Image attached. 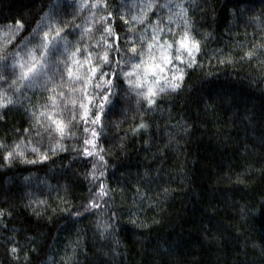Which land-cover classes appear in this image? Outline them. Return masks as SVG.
<instances>
[{"label": "trees", "instance_id": "16d2710c", "mask_svg": "<svg viewBox=\"0 0 264 264\" xmlns=\"http://www.w3.org/2000/svg\"><path fill=\"white\" fill-rule=\"evenodd\" d=\"M87 2L0 0V99L12 101L0 108V264H264V0H159L168 6L150 11L147 0ZM145 12L144 24L131 20ZM157 24L172 29L161 34L169 42L188 30L200 51L188 67L170 50L185 62L166 74L178 67L183 80L149 106L124 73ZM52 29L63 39L45 55ZM102 37L112 84L97 88V73L88 86L92 125L68 103L83 86L68 70L77 48L102 64ZM33 55L43 75L29 83L19 65Z\"/></svg>", "mask_w": 264, "mask_h": 264}, {"label": "snow or ice", "instance_id": "6c2138e0", "mask_svg": "<svg viewBox=\"0 0 264 264\" xmlns=\"http://www.w3.org/2000/svg\"><path fill=\"white\" fill-rule=\"evenodd\" d=\"M171 3V0H169ZM167 7V4L159 5V0H147L145 3V9L152 10L154 7ZM82 8L89 7V3L85 0V3L81 5ZM91 8L100 9L106 7V0H92L90 4ZM182 8V5L180 6ZM95 15V13H93ZM178 16L183 19L184 13H178ZM147 19V13L145 12L141 16H132L131 20L135 21L139 24H144ZM101 20L107 21L108 17H101ZM129 21H125L128 23ZM171 17H169V23H172ZM187 23L186 21H184ZM162 23V22H161ZM131 30V29H130ZM172 32L171 28L165 29L164 27H160L159 24L152 26V35L147 38V41L144 42V48L138 49L135 46L130 48L131 56L129 60L131 61L129 67L133 70L128 71L125 74L127 77H137L135 81L129 80V84L135 88H146V91L142 93H138L142 95L143 99L147 101L149 106L155 104V97L159 95V93H163L167 90L176 91L180 87V81L183 80V70L180 68H175V71L172 73L171 78L167 76V72L171 69L170 65L173 64V60L181 61L184 63L185 61L181 59V55L172 56L171 49L176 47V51L178 53L186 52L189 60L187 61L188 67H192L195 64V53L200 51L199 42L195 40L193 36L190 35L188 30H183V34L180 35L179 39L175 38V35L172 38V41L164 40L162 38V33L165 31ZM88 31H91L89 28ZM102 32L106 33L108 37H114V42L119 40V37L116 36L115 30L108 25L101 29ZM147 31V30H146ZM52 33L45 32L44 40L46 43L43 45L45 55L52 53L57 50V45L60 40L63 39L61 36V30L52 29ZM105 44L108 47L105 49L104 54L99 56V60L101 63H93V54L89 52L87 55L83 57V59H77V53L81 51V49L77 48L76 52L72 53V63L75 65V68H69L68 76L73 81H81L82 87L79 89H73V91H80L82 94V99L79 102L75 99H69L68 103H70L73 107H78L81 110L80 119L85 123H90L92 125H96L100 122V115L92 112V108L96 107V97L89 95L88 86L92 83L93 80L97 79V73H99L100 83H97L95 86L97 88H101L103 91L106 88L111 86V79H104L108 73L100 71L103 64H111L114 61L109 58V50L112 49V44H108V41L105 37ZM118 50V49H116ZM84 51H87L86 49ZM159 53V55H157ZM253 54L248 53L249 58H251ZM138 58V59H133ZM43 66H44V57L41 56L37 59L34 55L32 56L31 62L25 61V63L20 64L21 68V76L20 79L24 81H28L31 83L33 80L38 79L43 75ZM87 66V67H86ZM26 69V70H25ZM151 77V79H149ZM163 82V83H162ZM63 96V93H60ZM103 100H107V96L100 97ZM53 106H56V98L52 97ZM12 103L11 100L7 102H3L0 99V108L6 107L7 104ZM100 111H103V105H99ZM40 115L45 116L49 121H51V125L54 126L53 131L57 132L61 137L66 135V129L68 128V124L64 122L62 118H57L56 115L51 113H41ZM72 119H76V116H72ZM70 123V121H69ZM141 128L145 127V125L141 124ZM84 131H89L88 129H84ZM96 131L93 128L91 130V137L96 136ZM85 144L91 145L93 148L95 147L94 139L85 140ZM4 146L0 144V148ZM17 147H19L17 145ZM33 151L37 149L33 148ZM15 153L9 152L8 157H12ZM85 154L88 156L96 155L97 153L93 151H89L85 149ZM100 196L106 195L104 189L98 193ZM15 251V249H13Z\"/></svg>", "mask_w": 264, "mask_h": 264}]
</instances>
